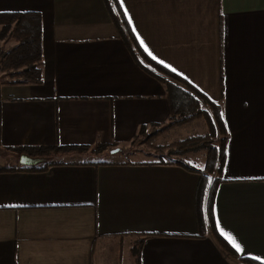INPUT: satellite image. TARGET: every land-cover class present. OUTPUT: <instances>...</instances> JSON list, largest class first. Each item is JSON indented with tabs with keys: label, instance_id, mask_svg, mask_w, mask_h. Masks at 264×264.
<instances>
[{
	"label": "crops",
	"instance_id": "crops-1",
	"mask_svg": "<svg viewBox=\"0 0 264 264\" xmlns=\"http://www.w3.org/2000/svg\"><path fill=\"white\" fill-rule=\"evenodd\" d=\"M118 2L146 56L222 108L216 233L198 223L200 175L150 158L153 149L148 160L116 156L143 127L167 131L171 109L167 86L136 61L105 2L0 0V13L43 21V83L0 86V150H119L43 173L0 162L17 170L0 172V264H236L222 241L264 264V0Z\"/></svg>",
	"mask_w": 264,
	"mask_h": 264
},
{
	"label": "trees",
	"instance_id": "trees-1",
	"mask_svg": "<svg viewBox=\"0 0 264 264\" xmlns=\"http://www.w3.org/2000/svg\"><path fill=\"white\" fill-rule=\"evenodd\" d=\"M103 1L112 21L119 30L120 36L136 61L149 74L167 86L171 109V123L167 129L183 127L199 119H204L207 123L208 130L206 134L177 142L174 148L170 149V153L171 155L183 157L190 152L206 151V164L204 168L195 167L183 159H177L171 163L182 167L190 173L201 176L197 196L199 207L198 223L201 231L204 232L210 229L216 233L213 212L214 196L218 186L223 182L222 176L226 162V146L228 141V132L222 108L220 104L212 102L203 94L188 86L183 80L150 60L139 46L118 0ZM8 41H12L15 44L6 51L0 47V71L8 77V79L0 82V86L2 84H42L43 21L41 15L38 13H0V44ZM164 131L162 130V132ZM145 135H147V128L143 127L139 136L144 137ZM158 135V131L150 133L149 140ZM8 150L19 155L26 154L31 157L51 158L50 161L39 166H22L17 169L18 171L28 173H43L51 167L64 165L66 164L64 159L70 156L92 153L96 157H101V155L111 153L107 145H98L93 148L89 146L55 145L51 147L8 148ZM101 164H105V161H101L95 165ZM17 170L0 169V172ZM146 237L139 241V245L135 249L136 255L140 252ZM221 246L235 258L236 264H263L253 259L239 257L226 242L222 241Z\"/></svg>",
	"mask_w": 264,
	"mask_h": 264
},
{
	"label": "rangeland",
	"instance_id": "rangeland-1",
	"mask_svg": "<svg viewBox=\"0 0 264 264\" xmlns=\"http://www.w3.org/2000/svg\"><path fill=\"white\" fill-rule=\"evenodd\" d=\"M2 44V45H1ZM0 44V47L2 50L6 51L9 48H11L10 44H15L12 41H8V42H3ZM12 45V46H13ZM5 79H8L7 75H5L4 73H2L0 71V82L4 81ZM171 129H167V131H158L156 129L154 130H149L147 132V135L143 136H139L137 138V140H135V142L133 143V145H131L127 150L123 149V152H125L123 155L122 153H117L116 156L117 158L120 160H136V161H142V160H148V156L146 155V151L147 150H154L157 152V154H153L150 158H161L160 160L163 159V162H172L175 161L177 159H183L185 161H187L188 163H190L191 165L198 167V168H204L205 164H206V151H200V152H190L187 153L186 155H184L183 157L181 156H176V155H171L170 153V149L174 148V146L176 145L177 142H180L182 140H185L187 138H192V137H196V136H202L204 134L207 133V123L204 119H199L196 120L194 122H192L189 125L183 126V127H174L172 130V133H170V138H168L166 141L162 140L163 139V135L166 137V134L168 132H170ZM154 131H158L159 135L150 139L149 140V134L154 132ZM161 138V139H160ZM143 145V146H142ZM163 146V147H161ZM152 150V151H153ZM8 152H3V150H0V162H4L10 159H13L15 161H19L20 156L13 151H10L7 149ZM142 151V153H136L135 152H140ZM109 153V152H107ZM163 153V154H161ZM110 154V153H109ZM134 154V155H132ZM132 155V156H131ZM96 157V156H95ZM106 157H108L107 155H101V157H96V158H100V159H105ZM93 160V157H90Z\"/></svg>",
	"mask_w": 264,
	"mask_h": 264
},
{
	"label": "water",
	"instance_id": "water-1",
	"mask_svg": "<svg viewBox=\"0 0 264 264\" xmlns=\"http://www.w3.org/2000/svg\"><path fill=\"white\" fill-rule=\"evenodd\" d=\"M119 150H112L111 154L117 153ZM51 158H40V157H31L26 154H22L19 158V164L23 167H29V166H39L41 164H44L48 161H50Z\"/></svg>",
	"mask_w": 264,
	"mask_h": 264
},
{
	"label": "snow or ice",
	"instance_id": "snow-or-ice-1",
	"mask_svg": "<svg viewBox=\"0 0 264 264\" xmlns=\"http://www.w3.org/2000/svg\"><path fill=\"white\" fill-rule=\"evenodd\" d=\"M236 247L239 249V245L237 244Z\"/></svg>",
	"mask_w": 264,
	"mask_h": 264
}]
</instances>
